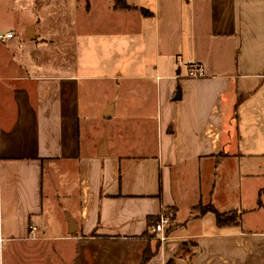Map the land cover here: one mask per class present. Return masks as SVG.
I'll list each match as a JSON object with an SVG mask.
<instances>
[{"label":"crops","instance_id":"1","mask_svg":"<svg viewBox=\"0 0 264 264\" xmlns=\"http://www.w3.org/2000/svg\"><path fill=\"white\" fill-rule=\"evenodd\" d=\"M1 1L0 264H264V0Z\"/></svg>","mask_w":264,"mask_h":264},{"label":"rangeland","instance_id":"2","mask_svg":"<svg viewBox=\"0 0 264 264\" xmlns=\"http://www.w3.org/2000/svg\"><path fill=\"white\" fill-rule=\"evenodd\" d=\"M65 3L66 2L63 0H49V8H51V10L53 11V14H51V16H50V20L52 22H54V21H55V23L62 22V14L59 13L57 11V9L59 8L61 10V7H63ZM106 3L111 4V3H113V0H73L71 2V4H74L77 7H82V8H85L86 5H90L92 9L95 8L97 5H104ZM4 4L8 5L12 9V11L8 12V13L6 11H4L3 10ZM4 4L0 0V25H2L4 23L9 24L10 22L21 20V18L23 16H21V13L18 12L19 8L24 7L25 8L24 12H26V9L30 8V6H31L30 3H27V2H23V3L20 2L19 3V2H15V1H7V2H4ZM56 31H57V33H61V29H56ZM53 33H56V32H53ZM57 38H58V35L56 36V39ZM2 52H3V47L0 45V53H2ZM247 195H249V193ZM250 201H251L250 197L247 196L246 200H245V204H244V208L246 210L250 209V207L252 206ZM202 209L208 210L210 208H208L207 206L206 207L203 206ZM165 214L171 220V222H173L170 212L167 211ZM245 214H246V217L249 216V215H247L249 213H245ZM262 214L264 215V213H262ZM226 215L227 214L220 215V216L225 217Z\"/></svg>","mask_w":264,"mask_h":264},{"label":"built area","instance_id":"3","mask_svg":"<svg viewBox=\"0 0 264 264\" xmlns=\"http://www.w3.org/2000/svg\"><path fill=\"white\" fill-rule=\"evenodd\" d=\"M12 37L11 34H6L3 39H10ZM204 76V69L203 66L199 63H192L187 71V78L190 79H200ZM172 227L171 220L166 216V214L161 215L158 218V221L149 227V233L151 236H153L155 239H157L159 242H164L167 238V233ZM36 228L31 227L30 233H35Z\"/></svg>","mask_w":264,"mask_h":264},{"label":"trees","instance_id":"4","mask_svg":"<svg viewBox=\"0 0 264 264\" xmlns=\"http://www.w3.org/2000/svg\"><path fill=\"white\" fill-rule=\"evenodd\" d=\"M114 7L115 8H119V9H124V10H134V9H138L137 7L134 6H129L128 4H126L123 0H114ZM140 13L143 16H149L150 13L147 10L144 9H140L139 10ZM211 210V209H210ZM216 224L218 227H233L237 225V221H236V217L235 215H231L228 214L225 217L220 216V215H216Z\"/></svg>","mask_w":264,"mask_h":264}]
</instances>
